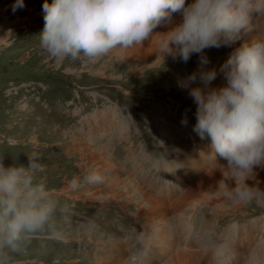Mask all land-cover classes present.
I'll return each instance as SVG.
<instances>
[{
  "label": "rangeland",
  "instance_id": "rangeland-1",
  "mask_svg": "<svg viewBox=\"0 0 264 264\" xmlns=\"http://www.w3.org/2000/svg\"><path fill=\"white\" fill-rule=\"evenodd\" d=\"M16 3L0 0V163L28 166L29 154H40L45 169L40 175L67 211L57 213L63 241L47 230L37 233L12 254L11 264H176L177 248L162 246L150 257L144 225L134 217L139 193L126 177L109 178L107 168L110 187L106 182L92 196L94 185L69 186L73 177L83 180L93 169V153L139 176L169 204V217L179 213L188 219L183 227L190 222L193 230L211 232L209 238L203 233V253L195 264H264V206L219 199L234 180L218 178L226 161L210 160V137L201 139L193 130L198 105L189 93L194 85L205 92L226 85L221 68L237 41L205 49V64L199 54L187 63L163 59L159 33L181 22L174 14L171 25L158 26V34L142 45L115 49L95 62L54 58L39 36L45 0H23L13 11ZM251 34L260 33L241 39L249 41ZM212 70L216 78L206 84L201 74ZM192 73L197 74L192 85L180 87ZM256 171L264 180L262 169ZM168 238L157 240L167 244Z\"/></svg>",
  "mask_w": 264,
  "mask_h": 264
},
{
  "label": "clouds",
  "instance_id": "clouds-1",
  "mask_svg": "<svg viewBox=\"0 0 264 264\" xmlns=\"http://www.w3.org/2000/svg\"><path fill=\"white\" fill-rule=\"evenodd\" d=\"M23 7V0L13 6ZM45 27L41 46L54 58L83 56L95 62L115 49L142 45L158 26L171 25L174 14L180 23L162 34L159 51L187 63L204 50L231 46L242 35L260 33L235 48L221 68L226 85L205 92L192 88L189 95L198 105L194 131L201 139L210 137L209 159L222 164L234 186L226 192L236 203L264 206V188L256 179L264 168V0H45ZM216 71L204 72L209 84ZM196 73L180 81L187 88ZM187 124V117L182 120ZM41 156L29 154L28 166L5 167L0 163V264H11L17 253L37 233L47 230L50 238L63 241L57 213L67 211L50 188ZM219 163V162H218ZM98 169L81 180L73 177L69 186L103 183ZM254 181V183H249ZM220 184H225L222 180Z\"/></svg>",
  "mask_w": 264,
  "mask_h": 264
},
{
  "label": "bare ground",
  "instance_id": "bare-ground-1",
  "mask_svg": "<svg viewBox=\"0 0 264 264\" xmlns=\"http://www.w3.org/2000/svg\"><path fill=\"white\" fill-rule=\"evenodd\" d=\"M254 36H255L254 34H251L249 36V38H248L249 42L251 41V39L254 38ZM245 41H248V40L247 39H241V38L239 40H237L238 46H240ZM195 87H198V86L194 85L192 88H195ZM98 154L93 153L91 155V158L93 159V160H91V162H93V164H94L93 169L100 170L101 173L105 176V174H107V168H109L111 170L110 174L108 175L109 178H111V177L114 178L118 175H122V177H126L127 181L128 180L130 181L129 182L130 186L133 189L138 191L139 197L136 200L137 202H136L135 207H134V208H136V212L134 214V217H136L138 219L139 224L144 225L142 232H143V235H145L146 245L148 246L147 249L149 250V253L151 254V255L149 254L150 257H152V258L155 257L157 251L164 248L162 246H169V247H173L174 249L177 248V250L174 253L176 264H195L196 263L195 256L200 257L203 253V249L201 247L202 246L201 237H202L204 232L200 231V229L198 230V228L196 230H193L194 229L193 225H190L189 224L190 222L188 224H184L185 227H183L182 224L186 223V221H184V219H185L184 216H182L179 213H176L177 215L173 214L174 215V216L172 215L173 218L169 217L168 212H167V211H169V208H168L169 204H167L164 201V199L161 196H159V194H157L153 190H151L147 184H144L142 181H140L139 176H137L133 173L130 174L126 170L122 169L120 167L121 164L115 163L114 159H112L110 157L106 159L105 158L106 156H104L103 153H98ZM97 157H100V160L99 161L96 160L97 161L96 162L94 160ZM161 166L162 165L159 166L160 169H161ZM224 169H222L220 171V175L218 178H223L224 175H227V173L224 174V172H223ZM261 169L263 171V177H264V168H261ZM108 176L105 177V180L103 183L95 184L90 189V191H88L91 194V196L93 195L94 192H98L101 190L100 186L101 185L104 186L106 184L107 180L109 179ZM256 179L261 182L260 187L262 188L264 185V180L259 178L258 175H257ZM249 183L250 184L254 183V181H249ZM222 185H224V184H222ZM224 186H225L224 193L229 192L230 188L226 187V185H224ZM105 187L106 188L110 187L109 181L107 182V185ZM102 189H104V188H102ZM133 193L135 194V192H133ZM222 193H223V191H222ZM217 195L222 196L219 199H222L223 196H226L225 194L222 195L221 192H220V194H217ZM90 200H92V199L90 198ZM114 200H116L118 203H121L122 205H124V202L120 201L118 197L115 196ZM179 206L180 207L184 206V203H179ZM236 206H237V204L234 205V207H236ZM171 209H173V207H171ZM171 213H172V211H171ZM185 220H188V219H185ZM209 220L213 221V218L209 217ZM261 224L264 225V219H262ZM210 233L211 232L208 230V231H205L204 234L209 238ZM159 235L170 237V239L169 238L167 239L168 243L166 244V242L163 243L160 240H157ZM208 247H209V245H208ZM206 249H208V248H206ZM118 264H124V263L119 262Z\"/></svg>",
  "mask_w": 264,
  "mask_h": 264
}]
</instances>
